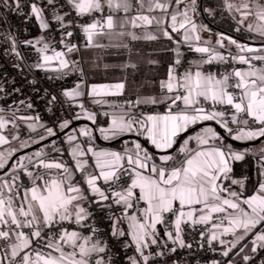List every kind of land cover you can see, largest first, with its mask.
Segmentation results:
<instances>
[{"label":"snow or ice","instance_id":"1","mask_svg":"<svg viewBox=\"0 0 264 264\" xmlns=\"http://www.w3.org/2000/svg\"><path fill=\"white\" fill-rule=\"evenodd\" d=\"M12 2L19 10L21 0ZM137 2L141 8L144 7V0ZM179 2L183 3L184 0ZM195 3L196 0H192L193 6ZM5 4L8 6L7 0ZM65 4L69 6L68 11H64ZM27 7L29 14L39 21L40 28L44 31H48L53 24L70 28L71 21L66 18L72 12L83 17L103 12L104 8L102 0H32ZM107 7L127 13L131 9V3L130 0H107ZM227 7L231 9L233 5L229 3ZM256 7V18L261 22L256 26V31L264 36V4L257 0ZM153 8L167 11L168 4L158 0L153 3L150 0L148 10L152 11ZM242 8L247 10L245 16L251 14L249 3H244ZM182 15L184 20L179 23V28L192 23L187 11ZM136 19L152 23L147 16H137ZM132 23L135 27V21ZM156 23L159 25L162 21L157 20ZM171 26L172 31H178L175 14L171 16ZM98 27H101L98 21L82 26L89 42L94 34H100L97 32ZM106 27L109 30L114 27L111 15L106 19ZM162 31L168 39L172 38L166 29ZM191 31H196L194 23ZM63 35L71 38L73 33L68 30ZM149 38L156 39L155 36ZM187 39L188 36L185 35V40ZM42 42L43 37L36 44ZM231 43L236 44V41ZM26 44L35 47L31 41ZM66 46L69 52L75 47ZM48 47L47 43H43L41 50L46 52ZM240 50L264 53V48L243 46ZM195 51L210 53L207 47H196ZM16 55L20 54L17 52ZM63 57V52H56L55 56L44 55L43 61L47 64L53 59H59L61 66L67 67L68 61ZM217 59L223 61L225 58L219 54H209L203 63L211 64ZM253 59L264 61V55L251 58L240 56L239 62L249 65L250 70H237L219 78L198 70V65L197 70H186L182 74L170 68L167 81L162 83L165 91L163 97L132 102L136 107L142 103L164 104L166 111L163 114H144L129 110L127 113L114 115L109 128L100 129L102 133H107L106 139H119L128 135L143 137L144 141L157 150L158 155L150 152L139 141L132 142L123 151H96L91 147L84 151L77 146L72 150V155L76 159V171L84 175L83 182L73 183L75 173L64 163L41 161L38 167L45 170L56 169L60 175L49 180L44 175L33 177V173L28 172L27 175L33 178V185L23 193V200L27 204L21 202L18 207H14V201L20 193L12 192L16 178L0 185V239L8 241L15 235L10 253L5 252L6 256L11 257L8 264H111L105 255L106 246L98 239H93L97 229L90 224L91 213L88 208L92 204L115 207L118 210L119 215L113 213L111 235L118 238L130 235L134 250L141 258L130 257L132 264H149L151 253L146 254L145 250L153 245L168 247L166 242L161 243L159 240L158 225L171 226L173 230L166 232L167 239L173 244L178 243L181 248H190L191 245H185L181 238L182 225L194 227L197 224H211L214 214L220 215L219 223L214 225L222 228L220 235L235 237L230 247L223 251V256H229L233 249H238L236 255L243 253L247 245L242 242L252 236L254 238L251 240L250 252L264 251V231L258 230L264 229V180L259 183V190L255 195L244 197V180L229 175L232 172L230 161L243 160L244 154L226 150L227 145L215 143L222 137L212 128L204 129L201 134L190 138L186 137L183 146L178 149L179 155L172 151L182 134L205 121H214L236 140H258L264 137V68L253 66ZM180 63L179 59L175 61L176 65ZM113 87L116 91L108 94L120 95L124 85L116 84ZM91 92L97 95V87L93 86ZM65 94L73 98L81 93L69 91ZM205 103L210 107H205ZM80 107L83 108V104ZM89 119L94 120V117L89 114ZM4 123L0 120V127ZM68 123H62L61 129L67 127ZM230 124L244 127L233 134ZM253 125L256 126L255 130L252 129ZM47 131L49 135H55L52 129ZM83 134L91 139L86 130ZM0 142H6V139L0 136ZM193 143L195 146H191ZM87 153H91L94 158L92 171H87L90 167L87 161L79 159ZM4 167L3 157H0V168ZM261 175L264 176V172ZM100 181L108 187H102ZM232 185L238 187L233 189ZM124 221L127 222V230L121 226ZM225 223L227 226H224ZM76 228H87L90 235H84ZM217 239V234L213 233L211 240ZM220 243L223 245L225 242L220 240ZM65 247L71 250L65 251ZM41 249L50 251L44 252ZM170 251L175 252L176 249L171 248ZM163 254L157 253L161 256ZM242 259L248 264L252 257L244 254ZM0 264H4L2 257Z\"/></svg>","mask_w":264,"mask_h":264},{"label":"crops","instance_id":"2","mask_svg":"<svg viewBox=\"0 0 264 264\" xmlns=\"http://www.w3.org/2000/svg\"><path fill=\"white\" fill-rule=\"evenodd\" d=\"M222 1L223 0H210L205 7V12L210 16L219 14L221 15V18L230 19L233 22L232 32L223 31L219 28L211 27L209 26L208 23L203 21L202 18H200V14L203 15L202 4L199 3L198 0H196L194 6L192 4V0H184L183 3H180L179 0H158V2L168 4L167 11H162L156 8H153L152 11H149L148 4L150 0H144V7L142 8L138 4L137 0H130L131 9L127 13H125L123 10L117 11L115 9H109L107 7V0H102L104 6L103 12H94L102 15V18L95 20L98 21L101 26L98 27L97 29V32L100 34H94L92 41L89 42L87 39V34L85 33V44L82 50L80 52H76V51L71 52L68 55H66L67 56L66 58L63 57L68 61L67 67H62L59 62V59H53L47 64L44 63L46 66V70L48 74L54 76L63 75L74 70H79L80 72L83 73L85 69H86L85 71H87L89 74L101 73L109 69L111 66L114 67L113 66L114 64H117V62H110L105 59V57H108L105 55L104 53L105 51H109V50L116 51L124 48H129L132 43H142V42L145 43V42H154L157 40H167V42H170L172 46L171 51L173 57V64L172 66H170V68H174L176 72H177V67L179 65H176L175 61L177 59L181 61L185 47H191L193 49V59L191 61L190 67L187 68L186 70H197L196 66L198 65L199 66L198 70L204 72L203 67L205 65H208L206 63H203L204 59H206L209 54H219V56H223L225 58L224 60H232L236 65V67L232 71L224 74H231L232 72L237 70L247 72L250 70L249 65L240 63L239 57L245 56L247 58H251L253 56L264 55V53L261 52H247L240 50V47L243 46L254 49L264 48V36H261L256 31V26L259 23H261L256 18L255 15L257 11V7H256L257 0H243L242 1L243 4L244 3L250 4L251 14L245 16V12L247 10L242 8L243 4H241L239 13H237L235 16H232V17H237V19L234 20L228 14L227 16L225 12L223 13L222 4H224V2ZM151 2L154 3L156 2V0H151ZM259 3L264 4V0H259ZM199 5H200V9H199ZM193 7L195 8V11H193ZM184 11H187L188 17L191 19L192 23L187 24L184 28H179V23L183 22L184 20V16L182 15ZM173 14L177 15L178 31H172L171 16ZM109 15L112 16L114 21V27L111 30H109L106 27V19ZM141 15L149 17V19L152 20V23L148 24L142 20H137L136 17ZM157 20H161L162 23L157 25L156 23ZM133 21H135V25H136L135 27L133 26L132 23ZM193 23L196 26L195 32L191 31ZM162 29H166L172 38L168 39V37L164 36ZM185 35L188 36L187 40H185ZM240 35H245V36L241 37ZM133 36H135V39L133 38ZM151 36H155L156 39H150L149 37ZM196 37H199V39L197 40ZM233 40L236 41V44L231 43V41ZM238 45L240 47H238ZM196 47H207L209 48L210 53L209 54L198 53L195 51ZM219 62L222 61L217 59L214 60L212 63H219ZM251 64L256 68H264V61L262 60L253 59L251 60ZM169 70H168V75H169ZM186 70H184L183 72H185ZM168 75L167 78H165L160 83V91L143 92V93L135 94L134 96L127 94L125 90V83L123 81L108 80L103 82H89L86 79V77H84L82 80L78 81L72 88H69L64 92L65 94L66 92L69 91H73V92L79 91L81 94L73 98H70L65 94V96L72 101L74 107L71 113L65 119L59 122L58 124L59 132L65 131L73 123L81 122L82 124L77 128L70 130L61 138L59 147L56 150L61 156L59 155L52 157L50 154L45 153L43 149L41 150L34 149L22 155L23 156L22 158L20 156L17 162L13 163L14 165L16 164V166L14 168H13L14 165L11 166L9 170L6 167L10 159L13 157V155L50 138V135L44 133L41 130L40 121H34L32 118L30 119L29 117L25 119L21 124L22 125L21 127L23 128L25 135L21 136L18 133L14 134L13 126L8 122L4 113L0 111V120H3L5 122L4 126L0 127V136L6 139V142H0V157H3V162L5 163V167L0 168V185H3L4 182L6 181L12 182L13 178L14 177L16 178L14 181L12 192L15 193L19 191L20 196L14 201V207H18L21 202L24 203L25 205L27 204V201L23 200V193L26 188H30L33 185V178L27 175L28 172H32L33 177L44 175L45 179H49V180L53 178H57L60 175L59 171L56 169L45 170L42 167H38L37 165H39L41 161H46V162L56 161V162L64 163L69 168H71L75 173V178L73 180V183H77V182L82 183L84 179V175L80 172H77L75 169L76 159L72 155V150L74 148L79 146L80 149L84 151H87V148L89 147L93 148L96 151L99 150L123 151L124 148L130 147L132 145V142L137 141L136 139H132V138L125 139L122 141L119 140L126 136L120 137L119 139H106L105 136L107 135V133H102L100 129L109 128L111 126L112 117L114 115L118 116L122 114V112L127 113L129 110H131L132 112L143 113L141 112V110H138L141 107H151V110L144 114H156V113L163 114L166 111V107L164 104L154 105L150 103H142L139 105V107H136L132 105V102L136 100L143 101L148 98L160 99L161 97H163L165 93L162 92L164 90L162 88V83L167 81ZM116 84L124 85V88L121 90V94L120 95L108 94L116 91L115 88L113 87ZM93 86L97 87V92H98L97 95H93L91 92ZM81 104H83V108L80 107ZM130 105H132L131 108ZM221 110L224 109L221 108ZM98 113L107 117L106 123L100 126H96V118ZM89 114H91L94 117V120L89 119ZM229 114L231 115L230 111ZM65 121L69 122L68 126L61 129L60 125ZM210 123H215V122L205 121L202 123L204 124V126L198 128L197 130H194L193 132L185 136L182 139L181 143L179 144L178 148L174 151V153L176 155H179L178 149L183 146V141L186 137L190 138L194 135L201 134L202 131L207 128H212L218 133L215 127H213ZM198 125L200 124H197L189 129H193ZM230 127L233 128L234 130L233 134H235L239 129L243 128L244 126L230 124ZM255 128L256 126L253 125L252 129L255 130ZM85 130L90 133L91 139L83 134ZM225 133L227 134L228 137L233 139L232 135H230L226 131ZM70 137H73L74 139L70 140L69 139ZM138 138L141 139V143L144 146H145L144 143L147 144L148 147L146 146L145 147L150 152L157 153V150L154 149L150 143L144 141L143 137H138ZM233 140L239 143H249L255 141L248 139H242V140L233 139ZM117 142H121V145H118L116 147L112 146L114 143ZM215 143L224 146L221 140ZM63 144L66 145V151L62 148ZM191 146H195L194 143L191 144ZM227 146L228 149L226 150H231L237 153H243L244 158L247 155H249V156L257 157L262 161H264V141L253 146H244V147L237 145H235L236 147L230 145ZM79 159L88 162V165L90 167L87 169V171L93 170L91 168V165L94 164V158H92L91 153H87L86 156L80 157ZM239 161L242 160L230 161V166L232 162H239ZM2 171L4 172L1 173ZM20 171H22V173H24L25 175V178L28 179V185L21 184L22 179L19 177ZM42 182L43 181H37V183H42ZM100 183L102 187L106 185L103 184V181H100ZM237 187H238L237 185H232L233 189H236ZM258 190H259V186L256 189V191L251 195H255ZM5 192L7 193V189H5ZM251 195H247V196L244 195V197H249ZM185 225H189V224H184L182 225V227ZM121 226L127 230L126 221ZM157 228L160 234H163L165 231H168L167 229L173 230L171 226L166 227L164 225H158ZM258 230L264 231V229H258ZM213 233L215 232H212L210 234L209 239H211V235ZM119 238L123 239L128 244H132L130 235ZM253 238L254 236L248 237L242 243L249 245V243H251V240ZM8 242L10 248V245L13 242H15L14 234L12 235V238L8 240ZM244 254H248V252L243 253L240 257L242 258ZM0 257L4 259V264H7V258L2 253L1 248H0Z\"/></svg>","mask_w":264,"mask_h":264},{"label":"built area","instance_id":"3","mask_svg":"<svg viewBox=\"0 0 264 264\" xmlns=\"http://www.w3.org/2000/svg\"><path fill=\"white\" fill-rule=\"evenodd\" d=\"M31 2L32 0H21V7L18 10L13 5L12 0H7L8 6H6L5 0H0V89H2L0 90V111L4 113L8 122L13 126L14 134L25 135L21 124L28 117L34 121H40L41 130L44 133L49 134L47 129L50 128L55 134H58L59 122L65 119L74 107L64 92L82 80L83 76L79 70L58 76L50 75L46 70L43 56H55L56 52H63L66 58V55L71 52H80L85 44V32L82 26L102 18V15L94 13L81 17L72 12L66 18L71 21L70 28H62L53 24L48 31H44L40 28L39 21L29 14L27 5ZM68 10L69 6L65 4L64 11ZM68 30L73 33L71 38L63 35L64 31ZM41 37H43V42L36 44V41ZM27 41H31L35 47L26 44ZM43 43L49 45L46 52L41 50ZM66 45H74L75 47L73 51L69 52ZM17 52L20 54L19 56L16 55ZM192 59L193 49L185 47L177 72L183 73L189 68ZM235 67L236 65L232 60H224L205 65L203 70L219 78ZM162 92L165 93L164 90ZM205 107H210V105L205 103ZM138 110L146 113L151 109L141 107ZM228 118L230 119V116ZM62 148L66 151L65 144ZM103 187L107 188L108 185ZM88 211L91 213L90 224L97 229L93 239H98L106 246L105 255L110 259L111 264H132L130 257L141 259L132 244L111 235L113 213L116 212L119 215L115 207L108 208L92 204ZM219 220L220 215L214 214L211 224H197L194 227L191 225L183 226L181 238L185 245H191L190 248H181L178 243L173 244L171 240L167 239V231L160 234L159 240L161 243L166 242L168 247L153 245L145 250L146 254L151 253L149 264H245L241 257L235 258L232 252L227 257L222 255L223 251L230 247V243L235 240V237L220 235L222 228L214 227L215 224L219 223ZM124 223L125 221L122 225ZM224 226H227L226 223ZM22 230L29 231L28 229ZM76 230L84 235H90L87 228H76ZM212 232L218 236L216 241L209 239ZM220 240L225 243L221 245ZM0 248L4 255L6 251L10 253L8 241L0 239ZM171 248H175L176 251H170ZM41 250L49 251V249ZM70 250L65 247V251ZM158 252L164 254L162 256L157 255ZM248 255L252 257L248 264H261V261H264V251L251 253L249 249ZM6 258L8 264L11 257L7 255Z\"/></svg>","mask_w":264,"mask_h":264},{"label":"trees","instance_id":"4","mask_svg":"<svg viewBox=\"0 0 264 264\" xmlns=\"http://www.w3.org/2000/svg\"><path fill=\"white\" fill-rule=\"evenodd\" d=\"M210 0H198L202 4L203 15L200 18L214 28H219L223 31L232 32L233 22L227 18H221V15L215 14L210 16L205 12V7ZM200 9V5H199ZM245 36V35H240ZM171 43L167 40H157L154 42L132 43L129 48L120 50L105 51L106 60L110 62H117L114 67L101 72L89 74L83 71L82 76L89 82H103L120 80L125 83V90L127 94L134 96L135 94L143 92H157L160 91V83L167 78L168 70L173 64V57L171 51ZM151 109V107H149ZM107 117L102 114H97L96 126L105 124ZM225 132V131H224ZM227 135V134H226ZM52 135H50L51 137ZM61 139L54 140L46 143L35 150L43 149L45 153L50 154L52 157L59 156L56 151L59 147ZM222 144L234 146L232 143L225 139H221ZM121 145V142L114 143L112 146L116 147ZM61 156V155H60ZM19 158L15 160L17 162ZM14 164H12L13 166ZM232 172L230 176L236 179L244 180L245 187L243 194L245 196L253 194L259 186V183L264 180L261 175L264 172V161L257 157L247 155L242 161L231 163ZM9 170V169H8ZM7 170V171H8ZM6 171V172H7ZM19 177L22 179V185H28V179L25 178L22 171L19 172ZM251 243L247 245L243 253L249 252ZM238 250V249H237ZM237 250L234 249L232 254L234 257Z\"/></svg>","mask_w":264,"mask_h":264},{"label":"water","instance_id":"5","mask_svg":"<svg viewBox=\"0 0 264 264\" xmlns=\"http://www.w3.org/2000/svg\"><path fill=\"white\" fill-rule=\"evenodd\" d=\"M201 1H202V0H201ZM81 124H82L81 122L73 123V124H72L70 127H68L65 131L59 132L58 134H55V135L51 136L50 138H48V139H46V140H44V141H42V142H40V143H38V144L32 146V147H30V148H28V149H26V150H23V151H20V152L16 153V154L13 155V157L10 159V161H9V163L7 164V167H6V168L9 169V168L12 166V164L14 163V161H15L17 158H19L20 156H22L23 154L28 153V152H30V151H32V150H34V149H36V148H38V147H40V146H43V145L46 144V143L52 142V141L57 140V139H61V138L67 133V132H69L70 130H72V129H74V128H77V127L80 126ZM210 124H211L213 127H215V129L218 131V133L220 134V136H221L223 139H225V140H227L228 142H230V143H232V144H234V145H237V146H241V147H244V146H253V145H257V144H259L262 140H264V137H262V138H260V139H258V140L253 141V142H249V143H239V142L234 141V140L231 139L230 137H228V136L226 135V133L224 132V130H223L220 126H218L217 124H215V123H210ZM202 126H204V124H200V125L194 127L193 129H189L187 133H184L183 135H181V136L178 138V140H177V144H176V146L174 147V149H173L172 151L174 152V151L178 148L179 144L181 143L182 139H183L185 136H187L188 134H190L191 132H193L194 130H197L198 128H200V127H202ZM129 138L136 139L137 141L141 142V139L138 138V137H135V136H126V137H123V138H121V139H119V140L122 141V140L129 139ZM144 144H145L146 147H148L146 143H144ZM3 172H4V171H2L1 173H3Z\"/></svg>","mask_w":264,"mask_h":264},{"label":"rangeland","instance_id":"6","mask_svg":"<svg viewBox=\"0 0 264 264\" xmlns=\"http://www.w3.org/2000/svg\"><path fill=\"white\" fill-rule=\"evenodd\" d=\"M243 0H223L222 2H224V4H222V10H223V13L225 12L226 15L228 14L229 16H231V18L234 20V19H237V17H232V16H235L237 13H239V10H240V5L243 4L242 2ZM232 4L233 7L231 9H229L227 7L228 4ZM227 15V16H228ZM264 141V140H262ZM261 141V142H262ZM24 155V154H23ZM23 156H21L22 158ZM16 166V164L13 166V168Z\"/></svg>","mask_w":264,"mask_h":264}]
</instances>
